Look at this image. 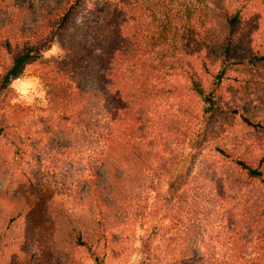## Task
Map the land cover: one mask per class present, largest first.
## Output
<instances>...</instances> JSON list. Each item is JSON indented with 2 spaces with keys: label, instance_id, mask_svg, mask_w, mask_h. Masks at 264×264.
Listing matches in <instances>:
<instances>
[{
  "label": "trees",
  "instance_id": "trees-1",
  "mask_svg": "<svg viewBox=\"0 0 264 264\" xmlns=\"http://www.w3.org/2000/svg\"><path fill=\"white\" fill-rule=\"evenodd\" d=\"M115 1L116 10L132 15L137 44L134 55L128 47L130 38L124 32L127 16L112 30H106L104 22L98 24L96 44L90 45L78 34V30L82 31L80 11L88 0H0V138H10L15 157L24 166L23 182L32 194L31 203L17 199L13 200L16 209L12 212L0 210V249L8 253L21 254L27 246L26 257L30 260L39 241L49 239L33 236L37 224L41 226L34 219L35 211H39L55 228L50 235L52 241L85 250L94 264H110L118 256L109 243L116 235L110 232L107 213L118 212L123 183H138L148 197L159 189L161 180L180 179L183 187L197 178L188 167L192 154L185 158V164L181 157L178 175L166 165L149 162L144 142L148 136L141 125L143 116L137 114L136 119H128L129 107L111 82L121 72L119 68L123 76L136 68H183L190 48L199 54L205 49L214 53L210 48L215 45L211 39L208 0ZM219 1L230 30L241 24L249 7L264 5V0ZM104 41H111V46H105ZM54 45L59 47L60 54L45 58ZM125 58L136 59V64L125 69ZM35 61H40L46 70L41 78L48 100L41 108L45 118L38 119L39 142H35L33 135L38 133L33 132L34 125L29 120L31 108L12 104L8 95L3 96L5 88ZM103 61H107L106 68L100 67ZM228 69L226 64L217 74L218 83ZM217 91L218 86L208 91L196 88L209 110L215 108ZM191 146L195 148V143ZM194 151L201 153L202 149ZM214 151L223 159H232L224 148ZM235 165L247 180L264 187L261 168L243 160H237ZM3 190L0 186V197ZM212 198V193L202 186L188 185L175 192L174 199L180 203L178 214L188 212L195 222L186 223L184 234L164 240L163 255L155 254L153 243H149L141 264H199L203 257V228L207 227L211 213L207 203ZM87 205L93 206L91 216ZM163 214L164 218L169 215ZM261 216L262 226L257 234L262 252L252 254L243 264H264V213ZM4 259L0 264H10L8 254ZM214 263L224 264L219 260Z\"/></svg>",
  "mask_w": 264,
  "mask_h": 264
},
{
  "label": "rangeland",
  "instance_id": "rangeland-1",
  "mask_svg": "<svg viewBox=\"0 0 264 264\" xmlns=\"http://www.w3.org/2000/svg\"><path fill=\"white\" fill-rule=\"evenodd\" d=\"M116 7L115 0H88L78 18L82 25V31L78 30L79 37L90 45L96 44L94 36L98 24L104 22L105 29L112 30L127 16L124 32L130 38L128 47L134 55L137 44L133 38L132 15L122 13ZM222 9L219 0H208L211 39L215 45L210 48L215 50L214 53L205 49L199 54L190 48L184 57L183 68H136L126 76L119 68L121 72L112 79L114 91L122 94L129 107L128 119H136L137 114L143 116L141 125L148 136L144 142L149 162L155 166L166 165L178 175L182 168L181 157H184L185 164V158L192 154L188 167L197 178L190 179L183 187L179 184L180 179L161 180L159 189L148 197L138 188V183L129 180L123 183L118 212H106L108 224L112 227L110 232L116 235L109 243L113 244L112 249L118 256L110 264H141L149 243H153L155 254L163 255L164 240L171 235L184 234L186 223L195 222V218L188 212L178 214L180 203L174 199V194L188 185L204 187L214 199L207 203L211 213L206 221L207 227L203 228V257L199 264H215L217 260L224 264L238 261L243 264L252 254L261 251L257 231L262 226L264 187L247 180L235 162L243 160L264 171V60L253 59L264 57V5L249 7L241 24L231 30L225 24ZM111 41H104L105 46L110 47ZM59 54V47L54 45L45 53V58ZM136 55L140 57L138 53ZM125 59V69L136 64V59ZM106 62H102L103 66L98 65L106 68ZM226 64L229 69L218 83L217 74ZM45 71L40 61L32 62L19 79L5 88L3 95H8L12 104L31 108L29 120L33 122V132L38 133L33 135L35 142L40 141L38 119L46 116L41 108L48 103L41 78ZM198 86L206 91L218 86L213 110L208 109L196 92ZM16 89L42 93V96H37L31 104L23 100L18 102ZM192 142L195 148L202 149L201 153L191 148ZM218 147L227 150L232 159L219 156L214 151ZM14 151L10 138H0V186L4 188L0 197L1 212L15 210L13 200L32 201V194L22 178L24 166ZM90 207L93 206L86 207L89 216L93 214ZM188 210L191 212V208ZM163 213L169 215L164 218ZM34 215L41 226L37 224L33 236L49 239L39 241L30 260L26 257L27 246L21 254L17 251L8 253L1 248L0 262L6 261L4 256L8 254L10 264H94L85 250L62 241H52L50 235L55 228L49 218L40 215L39 211Z\"/></svg>",
  "mask_w": 264,
  "mask_h": 264
},
{
  "label": "clouds",
  "instance_id": "clouds-1",
  "mask_svg": "<svg viewBox=\"0 0 264 264\" xmlns=\"http://www.w3.org/2000/svg\"><path fill=\"white\" fill-rule=\"evenodd\" d=\"M19 79V78H17ZM17 91V94H18V102L20 100H23L25 103L27 104H31L34 102V99L37 97V96H42V93H29L28 91L26 90H21V89H16Z\"/></svg>",
  "mask_w": 264,
  "mask_h": 264
}]
</instances>
